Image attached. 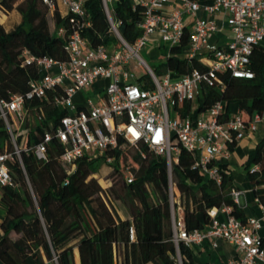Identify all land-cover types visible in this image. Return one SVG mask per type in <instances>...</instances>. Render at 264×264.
Instances as JSON below:
<instances>
[{
    "label": "trees",
    "instance_id": "1",
    "mask_svg": "<svg viewBox=\"0 0 264 264\" xmlns=\"http://www.w3.org/2000/svg\"><path fill=\"white\" fill-rule=\"evenodd\" d=\"M201 4L212 0H194ZM0 9L17 10L20 21L5 30L0 23V100H9L13 94H24L30 79L36 78L38 68L34 62L23 61L27 50L36 57L67 59L65 38L57 34L63 26L66 35L78 29L92 48L111 46L119 42L111 30L102 0H84L85 15L78 18L50 10L42 0H0ZM144 6L131 0H114L110 14L119 35L128 43H134L141 35L140 23ZM50 22L53 28L51 29ZM185 29L181 42L172 45L162 62L149 65L156 75L169 71L172 77L189 73L194 68L205 67L197 58H185L182 51L188 44ZM249 68L253 78H236L222 75L224 86H202L195 100L192 117L206 111L216 101L229 104L237 102L239 110L243 102L248 104V119L254 114H264V50L253 48ZM136 82L151 86L147 73L138 76ZM28 119L24 134L15 127L16 142L33 145L41 138L50 121L56 123L65 111L58 112L51 106L44 107V118L37 119L38 105L27 103ZM187 103L182 110H190ZM247 115V116H246ZM30 117V119H29ZM236 142L230 144L232 151ZM13 150L11 134L0 117V152ZM126 148L117 151V157ZM60 145L53 141L45 161L38 160L32 150H22L21 162L15 158L8 163L15 187L4 186L0 203L5 216L0 222V261L4 264H77L74 249L78 250V264H199L191 247L172 240L168 178L164 157L144 148V155L136 150L132 155L136 167H132L131 183L123 180V170L112 163L109 184L111 194L124 201L129 209L128 218L116 216L104 201L107 194L94 175L101 159H80L68 174L59 161ZM246 174L253 195L264 205V137L255 148L247 152ZM258 169L251 171L252 165ZM221 181L199 174L193 167V156L180 149L178 161L172 165V181L183 209V221L187 230L203 229L209 221L211 208L230 207V213L245 221L243 208L237 204L231 190L237 189L227 162L219 163ZM133 235L131 237L130 230ZM264 242V237L262 238Z\"/></svg>",
    "mask_w": 264,
    "mask_h": 264
},
{
    "label": "built area",
    "instance_id": "2",
    "mask_svg": "<svg viewBox=\"0 0 264 264\" xmlns=\"http://www.w3.org/2000/svg\"><path fill=\"white\" fill-rule=\"evenodd\" d=\"M42 1L51 11L55 8L60 11L61 7V14L78 18L85 15L84 0ZM132 2L144 6L142 32L134 43L126 42L119 35L110 14L112 0H102L111 30L119 40L117 44L92 48L78 29L73 28L66 35L65 28L59 26L57 34L65 38L67 59L36 57L23 50V61L34 62L38 75L30 79L29 89L24 94L0 100V117L13 141L12 151L0 152V191L4 186H16L8 163L15 158L21 162L22 150H32L38 160L45 161L48 147L55 141L61 147L59 161L70 174L80 159H101L111 164L121 147L134 148L142 156L145 148L165 159L172 240L176 245L183 242L191 247L207 238L216 246L217 240L223 239L236 248L229 264H264V242L260 233L264 225V205L260 204V216H249L245 221L235 218L230 207L211 208L210 221L205 228L187 230L171 173L183 148L193 156V167L199 174L219 184V163H228L230 144L255 130L264 119V114L244 119L238 112L230 113L221 100L192 117L202 86L221 90L224 74L253 78L254 72L249 68L253 48L260 46L264 50V0H212L205 4L194 0ZM220 23L231 33L225 45L210 42L212 35L222 29ZM186 28L189 41L181 55L197 58L205 67L177 77H172L169 71L156 75L139 51L153 35L170 43L169 46L178 45ZM132 59L145 69L151 86L143 87L136 82L138 76L130 70ZM92 85H95L92 96L81 95L78 102L74 100L76 94ZM31 101L38 105L39 120L44 118L46 106L65 113L56 123L50 121V128L43 130L38 142L27 146L16 142L13 128L24 134L23 124L29 115L27 103ZM187 103L191 104L190 110L182 115ZM257 169L258 164L250 168L251 171ZM123 174L125 183L133 181L129 167ZM243 194L242 190H231L237 204ZM220 211L225 212L223 219L218 218ZM130 233L132 237V229Z\"/></svg>",
    "mask_w": 264,
    "mask_h": 264
},
{
    "label": "crops",
    "instance_id": "3",
    "mask_svg": "<svg viewBox=\"0 0 264 264\" xmlns=\"http://www.w3.org/2000/svg\"><path fill=\"white\" fill-rule=\"evenodd\" d=\"M113 1L114 0H112V2ZM60 11L63 12V8L60 7ZM220 25H222V29L212 35V37L210 38V42L218 45H225L230 40L231 33L224 24L220 23ZM9 29L11 28H5L6 31ZM155 41H159V37L157 35H153L148 41V43L152 44ZM146 45L142 49H145ZM75 96L77 100H79L81 94L78 93ZM232 111L238 112L242 115L241 110H239L238 107L233 108ZM243 116H245V114ZM263 137H264V119L257 124L255 130L248 131L244 137H242L236 142L233 152L231 153L228 160V166L231 172H232L231 166L237 163L236 158H239L240 159L239 161L244 163L247 159V152L250 149L255 148L256 145L263 139ZM235 186L237 187V189L242 190L244 192L243 196L241 197L239 205L243 208L246 218L249 216H260L261 214L260 204L253 195L248 176L246 179H244L243 187H239L237 184H235ZM1 191H0V195H1ZM4 216H5V209L0 203V222L2 221ZM224 217H225V212H221V211L218 212L219 219H223ZM260 233L264 237V225L260 230ZM191 248L194 252V259L199 264H229V260L235 255L236 252L235 246L223 239H218L217 245L213 246L210 240L205 238L200 244L193 245L191 246ZM74 254H75V261L78 264L79 257H78V250L76 248L74 249ZM0 264H4V263L0 261Z\"/></svg>",
    "mask_w": 264,
    "mask_h": 264
},
{
    "label": "rangeland",
    "instance_id": "4",
    "mask_svg": "<svg viewBox=\"0 0 264 264\" xmlns=\"http://www.w3.org/2000/svg\"><path fill=\"white\" fill-rule=\"evenodd\" d=\"M111 6L109 5V8ZM0 18L2 22L0 23L3 25L4 28H12L14 27L19 21H20V14L17 10H11V11H5L3 9H0ZM51 29L53 28L52 23L50 22ZM170 43H164L159 39V41H155L154 43H148L146 45L145 49H141L139 51L140 56L143 58L145 62H147L148 65H154L157 63H160L165 58L166 54L168 53ZM130 70L133 72L135 76H140L145 72V69L142 66L136 65V62L134 59H132L130 64ZM135 77H132V80H134ZM104 82V81H103ZM96 85V84H95ZM95 85L90 86L88 89H85L80 93L83 96H92L93 95V89H95ZM81 97V96H80ZM79 98V96H78ZM74 100L78 102L76 96H74ZM229 112H235L232 111L233 108H237V102H232L229 104ZM242 115L248 113V104L247 102H243L242 109H241ZM233 150L231 151V153ZM135 153L134 148H126L125 154L121 157H117L115 160V164L121 169L126 170V168L129 167L131 169L132 167H136V163L134 162L132 155ZM237 159V163L232 165V172H233V182L237 184L239 187H243L244 179L247 178L246 169L248 165L242 162H240L239 158ZM112 164V163H111ZM109 163H102L101 165L97 166L98 172L94 175L100 183V185L108 190L110 187L109 184H113L114 179L111 177L112 172V165ZM231 172V174H232ZM104 201L109 206V208L113 211V213L120 217V218H128L129 217V209L127 204L116 198L114 194H111V192L108 190V196L107 194L102 195Z\"/></svg>",
    "mask_w": 264,
    "mask_h": 264
},
{
    "label": "bare ground",
    "instance_id": "5",
    "mask_svg": "<svg viewBox=\"0 0 264 264\" xmlns=\"http://www.w3.org/2000/svg\"><path fill=\"white\" fill-rule=\"evenodd\" d=\"M0 21L2 22L1 18H0Z\"/></svg>",
    "mask_w": 264,
    "mask_h": 264
}]
</instances>
